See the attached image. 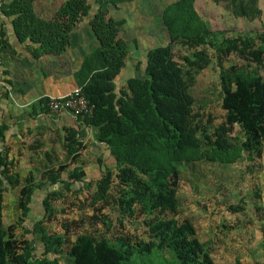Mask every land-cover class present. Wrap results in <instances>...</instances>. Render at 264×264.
I'll use <instances>...</instances> for the list:
<instances>
[{
	"label": "trees",
	"instance_id": "trees-1",
	"mask_svg": "<svg viewBox=\"0 0 264 264\" xmlns=\"http://www.w3.org/2000/svg\"><path fill=\"white\" fill-rule=\"evenodd\" d=\"M39 1L10 0L8 8L1 10L5 17L12 18L16 40L25 46L35 62L41 56L64 53L70 44V34L96 5L89 28L97 46L83 55L73 72L74 87H81L83 96L93 105V111L90 115L60 111L71 114L70 123L56 122L53 139L35 134L29 145L32 152L29 161L33 163L35 154L40 153L43 162L38 164L42 182L48 181L51 186L59 183L64 189L76 183L79 188L83 187L87 179L83 169L68 173L66 178L61 173L68 164L77 162L86 145L81 130L90 128L105 150L96 160L101 167V176L94 182L90 204L105 203L110 197L116 198V207L127 216L139 211L143 214L150 241L134 250L127 235L114 242L102 234H93L78 236L63 250L66 236L48 233L42 222L37 221L27 232H42L39 240L43 250L39 253L26 238L14 234L16 225L4 222V192L19 189L17 209L21 213V222L30 208L34 182L32 172L22 176L14 170V162L7 157L9 146L6 145L11 136L32 135V125L38 127V112L32 106L27 114L30 125L25 132L18 130L17 117L10 122H0V264H57L49 255L61 253L68 256L70 264H136L134 254L142 262L144 258L150 259L154 252L160 255L167 252L179 264H217L188 218L178 220L161 214L177 213L181 166L191 165L195 160L233 163L244 152H249L251 161L262 157L264 32L255 37L248 34L223 36L220 31L210 29L199 15L195 7L197 0H174L161 12L168 42L144 52L143 59L136 62L135 75L127 76L125 85L116 88L115 79L137 46L134 45L135 38L128 40L122 29L127 20L112 15L109 7L118 10L122 5L144 0H64L48 18L37 14L35 7ZM211 1L235 18L252 21L261 15L258 0ZM8 46L0 24V54ZM175 46L189 53L177 59ZM209 49L216 52V63L220 67L221 107L225 113L224 120L212 133L199 130L195 123L194 99L188 91L190 73L184 70V66L206 67L212 60ZM232 53L254 66L231 65L225 69L222 61ZM48 101L49 97L39 100L41 113L47 116L51 114ZM235 125L245 137L234 145L229 142L228 135ZM48 142L58 143L60 154L53 146L46 149ZM109 158H112L114 168L106 163ZM41 181L37 185L39 188ZM115 188L120 194L117 197L112 194ZM58 192L51 191L43 200L46 213H52L50 195ZM101 208L95 207L96 212ZM261 227L264 243V225Z\"/></svg>",
	"mask_w": 264,
	"mask_h": 264
},
{
	"label": "rangeland",
	"instance_id": "rangeland-1",
	"mask_svg": "<svg viewBox=\"0 0 264 264\" xmlns=\"http://www.w3.org/2000/svg\"><path fill=\"white\" fill-rule=\"evenodd\" d=\"M63 1L40 0L35 7L37 14L48 18ZM172 1L174 0L137 1L122 5L118 10L109 7L112 15H119L127 20L122 26L127 39L135 38L136 40L134 45L137 46V49L129 54L127 67L122 71L121 78L130 75L128 71L135 68L138 60L143 59L144 52L168 42L161 20V12L167 3ZM195 7L208 27L220 31L223 36L248 34L255 37L259 33V25L249 24L243 19L231 16L211 0H197ZM95 11L96 5H93L87 16L75 29L76 32L86 31L89 28V21ZM78 38L74 34V44ZM209 50L212 60L206 67L198 69L196 66H184V70L190 73L187 79L188 91L194 99L192 107L193 112L197 115L195 123L199 126V130L205 129L206 132L212 133L216 126L224 120L225 113L221 107L220 67L216 63V52ZM174 51L177 59L181 55L189 53L180 46H175ZM8 54L10 51L6 48L0 54V58L3 59L6 56L7 60ZM244 64L251 65L250 67L254 66L253 63L239 58L233 53L222 61L225 69L231 65L241 66ZM2 83L1 86L4 87L3 92L0 91V101H6L2 94L4 92L9 94V90ZM6 104L9 109L7 101ZM3 106V103L0 102V108L5 110ZM28 112L29 109H24L20 115L10 117L9 113L0 111V121L10 122L12 118L17 117L20 127L24 128L22 131L25 132L29 125ZM38 112L39 114L36 116L38 127L32 125L33 134L25 135L24 133L22 138L11 136L6 145L9 146L7 157L14 162V170H17L22 176H27L29 172H32L34 182L30 208L26 216H22L21 222H19L21 213L17 209L19 189H6L4 192V222L16 225L14 234L18 238H26L39 253L43 250V245L39 240V235L42 232L40 230L27 232V230H32L37 221L42 222L48 233H60L66 236L67 241L63 250L69 248L78 236L93 234H102L114 242L127 235L134 250L149 242L147 228L143 223V214L139 211L131 217L127 216L116 207L114 203L116 198L110 197H108L107 203L97 202L94 205L96 208L102 207L98 209V213L95 207L90 204V193L94 191V182L101 176V167L96 160L97 157L103 155L104 150L103 147L101 152L97 149L99 144L92 130H81L86 144L85 148L81 151L77 162L68 164L65 171L61 173V176L66 178L68 173L83 169L87 176L83 187L79 188V183H76L69 189H64L59 183L51 186L48 181H41V166L38 162H43V158L38 153L35 154V161L30 162L29 158L32 152L29 150V145L33 142L35 134H43L46 139H53L56 118H53L52 114H55L53 112L48 116L41 113V108L38 109ZM244 137L243 132L235 125L232 133L228 135V140L235 145ZM52 146L60 154L58 143L48 142L45 148L50 149ZM0 150H2V146H0ZM249 155V152H244L233 163L195 160L191 165L181 166L179 189L176 194L177 213L164 212L161 214L163 217H175L178 220L188 218L194 224L199 240L205 245L217 264H233L234 255H249L258 242L259 234L261 238L260 230H262V224L264 225V147L260 159L251 161ZM63 158L61 155L62 161ZM59 163L63 164V162ZM59 163L55 167H58ZM106 163L112 168L115 167L112 158L107 159ZM40 181L39 188L37 185ZM53 190L60 192L50 195L52 213H46L43 200ZM112 194L115 197L120 195L116 188ZM247 236L250 237L249 243L244 244L243 237ZM139 243L141 244L139 245ZM49 258L56 259L57 264H70L65 253L51 254ZM133 260L136 264H179L175 259L173 261L167 252L161 255L154 252L150 259L144 258L142 262L134 254Z\"/></svg>",
	"mask_w": 264,
	"mask_h": 264
},
{
	"label": "crops",
	"instance_id": "crops-1",
	"mask_svg": "<svg viewBox=\"0 0 264 264\" xmlns=\"http://www.w3.org/2000/svg\"><path fill=\"white\" fill-rule=\"evenodd\" d=\"M9 1L10 0H0V24H2L3 31L9 43V46L6 48L10 51L7 60L6 56L3 59L0 58V91L2 90L3 92L4 86H1L2 82L9 90V94L6 93L5 95L9 109L6 107V101L1 100L0 102L3 103L5 110L0 108V111L9 113L10 117H15L16 115H20L21 111L24 109H29V112H31L32 106H34L35 111L38 112V109L41 108L39 100L44 97L59 96L72 90L75 86L73 79L74 70L82 61L83 55L93 50L97 46V43L90 28L86 30L87 32L85 30L77 32L73 30L70 34V44L64 53L57 56H41L35 62L30 58L25 46L16 40L12 28V18L5 17L1 13V10L8 8ZM258 7L261 10L259 18H255L252 21L245 18L240 19L249 22V24L259 25L258 31L264 32V0H258ZM74 34L79 37L76 44L73 43ZM126 67H124L122 71L126 69ZM122 71L115 79L116 88H121L125 85V78L120 77ZM128 73L130 75L127 76L135 75V68L128 71ZM55 115L58 124L64 123L66 125L70 123L72 117L71 114L67 112L54 114V116ZM84 129L86 131L91 130L90 128ZM18 130H24V128L18 127ZM98 144L97 149L101 152L102 144L99 142ZM104 153L105 152H103V154ZM248 239H250L249 236L243 237V243H249ZM233 264H264L262 231L261 238L259 234L258 242L254 250L249 255H234Z\"/></svg>",
	"mask_w": 264,
	"mask_h": 264
},
{
	"label": "built area",
	"instance_id": "built-area-1",
	"mask_svg": "<svg viewBox=\"0 0 264 264\" xmlns=\"http://www.w3.org/2000/svg\"><path fill=\"white\" fill-rule=\"evenodd\" d=\"M51 112L59 113L67 110L73 114H92L93 105L83 96L81 87H73L66 94L59 96H50L48 101Z\"/></svg>",
	"mask_w": 264,
	"mask_h": 264
}]
</instances>
